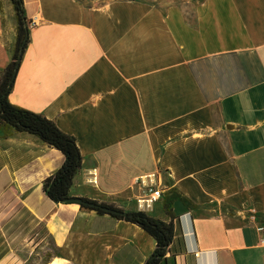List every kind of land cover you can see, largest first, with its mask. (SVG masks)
<instances>
[{"label":"crops","instance_id":"0c3cea01","mask_svg":"<svg viewBox=\"0 0 264 264\" xmlns=\"http://www.w3.org/2000/svg\"><path fill=\"white\" fill-rule=\"evenodd\" d=\"M2 1L0 76L15 39ZM23 8L36 25L7 99L75 140L81 163L69 197L138 212L133 179L161 170L169 191L146 214L174 219L175 264H264L256 230L264 222V0H23ZM2 135L0 238L8 239L0 248L41 226L59 263L80 254L144 264L155 243L141 229L45 196L60 152L27 133Z\"/></svg>","mask_w":264,"mask_h":264},{"label":"trees","instance_id":"16d2710c","mask_svg":"<svg viewBox=\"0 0 264 264\" xmlns=\"http://www.w3.org/2000/svg\"><path fill=\"white\" fill-rule=\"evenodd\" d=\"M1 1V0H0ZM14 12L15 17V39L11 50V57L8 65L0 76V130L3 129V138L12 133H27L39 139L45 145L57 150L63 156V162L57 171L47 177L42 184L43 193L54 203H66L69 197V189L73 178L80 168L81 157L75 140L63 134L59 129L45 117L25 111L11 105L7 99L13 84L14 70L19 56L22 57L27 46V41L21 51L25 38H28L27 21L24 17L23 0H7ZM28 40V39H27ZM85 200V199H84ZM89 201V200H86ZM99 204L119 212H124L112 205ZM81 208L93 211L98 216H110L117 221L130 223L145 232L155 243L154 250L144 264H175V257L172 254L174 231L172 219L164 223L149 217L143 212H125L126 217L109 215L101 210H94L79 205ZM165 213L169 212L168 201L163 203Z\"/></svg>","mask_w":264,"mask_h":264},{"label":"rangeland","instance_id":"374dc122","mask_svg":"<svg viewBox=\"0 0 264 264\" xmlns=\"http://www.w3.org/2000/svg\"><path fill=\"white\" fill-rule=\"evenodd\" d=\"M87 2L90 4L99 3L100 0H87ZM2 4L3 1L1 0L0 7ZM5 9L6 17H8V15H14V12L9 2L6 5ZM159 209L160 205L158 204L155 208V212L152 215L157 214L160 211ZM2 227L3 225L2 223H0V228ZM30 231L31 228L24 229V231L19 236L13 237V239H15L14 242H11L12 238L11 240H8V243H12H10V245L8 246L10 250H3L4 246L1 247L0 259L7 258L8 264H50V262H52L51 264H65L63 262L59 263V260L57 259L55 260V258H59L61 257V255L55 249L50 238L46 235L45 231L41 226L39 228L37 227L34 230L33 234L31 233L30 235H27ZM3 237L0 238V242L6 245L5 241L8 239V236H5L4 238ZM22 238H25L23 244L17 245V243H19ZM18 246L19 248H17ZM77 257H80V254L76 255L74 261L75 264H108L105 261H101L100 263H97V261H92L88 263L87 261L80 260ZM53 260L55 261L53 262Z\"/></svg>","mask_w":264,"mask_h":264},{"label":"built area","instance_id":"2783aa9c","mask_svg":"<svg viewBox=\"0 0 264 264\" xmlns=\"http://www.w3.org/2000/svg\"><path fill=\"white\" fill-rule=\"evenodd\" d=\"M36 22L32 20L27 24L28 31L33 29ZM94 177V175H93ZM164 173L161 170H154L148 174H143L133 179V186L139 191V195L135 199L138 212L151 213L154 206L163 198L164 194L169 191V187L164 181ZM247 220L253 222L255 213L250 212ZM256 230L264 236V222L257 225ZM264 244V238L261 241Z\"/></svg>","mask_w":264,"mask_h":264},{"label":"water","instance_id":"95a60500","mask_svg":"<svg viewBox=\"0 0 264 264\" xmlns=\"http://www.w3.org/2000/svg\"><path fill=\"white\" fill-rule=\"evenodd\" d=\"M27 37L25 38L23 44H22V47H21V51H23V47L27 41ZM21 61V56L18 57L17 59V64H16V67H15V70H14V75H13V78L15 76V73L19 67V63ZM66 203H73V204H77V205H82L86 208H89V209H94V210H101L103 211L104 213H108L109 215H116V216H122V217H126L127 216V213L125 212H119V211H116V210H113V209H110V208H107V207H103L99 204H96V203H92V202H89V201H86L84 199H80V198H68L66 199L65 201Z\"/></svg>","mask_w":264,"mask_h":264}]
</instances>
